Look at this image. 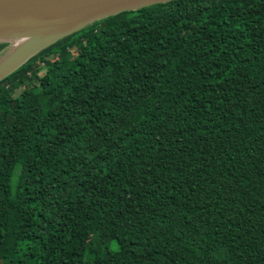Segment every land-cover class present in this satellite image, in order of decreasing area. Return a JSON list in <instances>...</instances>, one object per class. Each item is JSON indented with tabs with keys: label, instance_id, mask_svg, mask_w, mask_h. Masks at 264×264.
Segmentation results:
<instances>
[{
	"label": "trees",
	"instance_id": "16d2710c",
	"mask_svg": "<svg viewBox=\"0 0 264 264\" xmlns=\"http://www.w3.org/2000/svg\"><path fill=\"white\" fill-rule=\"evenodd\" d=\"M0 264H264V0L121 12L1 80Z\"/></svg>",
	"mask_w": 264,
	"mask_h": 264
},
{
	"label": "water",
	"instance_id": "95a60500",
	"mask_svg": "<svg viewBox=\"0 0 264 264\" xmlns=\"http://www.w3.org/2000/svg\"><path fill=\"white\" fill-rule=\"evenodd\" d=\"M172 0H0V43L21 39L0 51V81L55 42L125 11Z\"/></svg>",
	"mask_w": 264,
	"mask_h": 264
},
{
	"label": "bare ground",
	"instance_id": "6f19581e",
	"mask_svg": "<svg viewBox=\"0 0 264 264\" xmlns=\"http://www.w3.org/2000/svg\"><path fill=\"white\" fill-rule=\"evenodd\" d=\"M11 41L13 42L14 46L9 47V48H12L13 50H14V48H18L21 45V43L23 42L21 39H13ZM9 52H11V51H9ZM0 59H2V57Z\"/></svg>",
	"mask_w": 264,
	"mask_h": 264
},
{
	"label": "rangeland",
	"instance_id": "374dc122",
	"mask_svg": "<svg viewBox=\"0 0 264 264\" xmlns=\"http://www.w3.org/2000/svg\"><path fill=\"white\" fill-rule=\"evenodd\" d=\"M6 43L8 44V46H7L8 48L14 46L12 41L11 42H6ZM8 48L6 49V51L4 52V54H6L7 52L9 53V51H12L13 50L12 48H9V49ZM113 248H115V244H113Z\"/></svg>",
	"mask_w": 264,
	"mask_h": 264
}]
</instances>
